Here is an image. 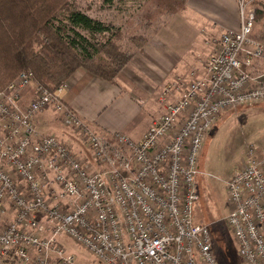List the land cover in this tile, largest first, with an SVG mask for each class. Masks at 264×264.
<instances>
[{
  "label": "built area",
  "instance_id": "built-area-1",
  "mask_svg": "<svg viewBox=\"0 0 264 264\" xmlns=\"http://www.w3.org/2000/svg\"><path fill=\"white\" fill-rule=\"evenodd\" d=\"M256 1L237 0L239 30L214 40L201 76L165 87L163 97L183 89L181 97L139 142L98 134L66 106L67 83L52 93L24 71L0 89V264H78L66 237L98 264H220L210 227L196 222L197 178L221 115L264 104ZM31 87L34 99L24 106ZM48 109L85 138L97 170L39 131L35 117ZM227 192L239 258L264 264V146L248 148Z\"/></svg>",
  "mask_w": 264,
  "mask_h": 264
},
{
  "label": "crops",
  "instance_id": "crops-1",
  "mask_svg": "<svg viewBox=\"0 0 264 264\" xmlns=\"http://www.w3.org/2000/svg\"><path fill=\"white\" fill-rule=\"evenodd\" d=\"M239 27L237 0H188L182 13L163 19L113 83L80 69L67 81L62 98L98 134L123 133L139 142L165 114L166 105L181 97L183 89L163 97L165 87L201 76L215 51L214 40ZM33 99L31 87L24 91L22 104L28 106ZM50 111L55 112L48 109L35 117L39 131L47 135H52L45 131ZM74 133L76 137L63 142L91 170H97L85 138Z\"/></svg>",
  "mask_w": 264,
  "mask_h": 264
},
{
  "label": "trees",
  "instance_id": "trees-1",
  "mask_svg": "<svg viewBox=\"0 0 264 264\" xmlns=\"http://www.w3.org/2000/svg\"><path fill=\"white\" fill-rule=\"evenodd\" d=\"M187 1L132 0L147 29L160 17L182 13ZM254 8L260 30L253 36L264 42V1ZM130 34L75 0H0V89L24 71L52 93L80 69L113 83L147 42Z\"/></svg>",
  "mask_w": 264,
  "mask_h": 264
},
{
  "label": "rangeland",
  "instance_id": "rangeland-1",
  "mask_svg": "<svg viewBox=\"0 0 264 264\" xmlns=\"http://www.w3.org/2000/svg\"><path fill=\"white\" fill-rule=\"evenodd\" d=\"M75 1L83 8L91 9L92 15L108 16L113 23L123 25L124 31L131 32L130 35H142L147 42L163 19L169 18L160 17L147 29L142 26L144 22L139 24L141 12L134 7L132 0H111L109 4L108 0ZM106 5L112 6L111 9H104ZM255 30L259 31L260 26L257 25ZM47 117L50 123H47L45 131L48 134L60 140L63 137L64 142L76 137L69 123L55 112H48ZM261 146H264V104L225 111L205 140L197 178L199 202L195 208V218L198 223L210 227L214 238V251L220 264H244L237 254L236 243L227 225V218L231 213L227 183L242 164L248 148ZM61 241L78 264H98L93 255L73 240L66 237Z\"/></svg>",
  "mask_w": 264,
  "mask_h": 264
}]
</instances>
